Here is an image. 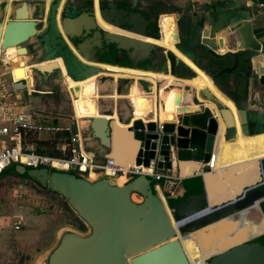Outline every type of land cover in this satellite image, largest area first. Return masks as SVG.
<instances>
[{
    "label": "water",
    "instance_id": "1",
    "mask_svg": "<svg viewBox=\"0 0 264 264\" xmlns=\"http://www.w3.org/2000/svg\"><path fill=\"white\" fill-rule=\"evenodd\" d=\"M226 2L217 5L211 1L186 12L180 19L177 13L169 11L147 18L137 12L116 10L112 3H108L106 11H99L98 15L104 24L116 29L122 26L119 30L142 37L153 35L158 17H170L174 49L209 77L212 85L234 108L240 134L250 137L256 129L264 130V0H252L251 6L243 3L237 7ZM259 4H262L261 12L257 11ZM59 5L60 0L49 2L44 21L45 7L41 4H35L33 11L28 13L24 0L0 1V52L4 55L6 48L14 47L23 55L29 52L32 62L59 59L64 75L74 82L96 73L79 59L100 63V57L94 54L101 43L106 48L111 46L108 51L113 55L125 52L127 63L137 71H168L166 54L159 68L136 69L137 63L149 62L151 52L159 47L120 35L114 38L107 31L100 35L85 13L65 16L62 5L56 18ZM16 9H22L24 13H18ZM39 19L44 27L36 33ZM222 44L227 50L219 53ZM169 70L172 74L193 76L173 54L169 56ZM103 79L112 81L111 77L103 75L97 79L96 85ZM127 81L132 82L126 78L116 79V83L123 85ZM141 81L146 80L138 78L136 85L139 92L145 94ZM17 85H20L19 89L26 88L23 80L12 86ZM69 90L73 97L77 87ZM189 93L184 91L182 98ZM116 95L113 100L109 97L115 106L123 94ZM123 100L127 102L132 117L130 99ZM104 101L98 98V115L83 118V125L78 126L75 122V128L80 133L82 145L83 142L88 146L95 145L103 156H108L110 120L105 117L113 113L98 109ZM191 103L199 107L185 108L181 101L180 108L171 120L161 123L160 129L155 122L142 123L141 120L128 125V132L138 143L134 166L148 169L149 162H152L151 169L155 172L169 171L175 162H208L219 141V121L223 125V142L229 143L237 138L233 116L219 99L209 97L208 103L214 109L202 105L196 94ZM115 114L117 116L116 109ZM79 146V142L73 144L75 152ZM259 166L262 177L259 185L245 189L239 198L213 209L208 208L202 177L194 186L184 182L182 195L175 199H169L166 192L173 190L177 180H155L151 174L144 173H131L119 188L114 187L115 179L105 176L90 179L44 166L12 164V173L5 177L22 178L58 197L85 228L83 234L73 230L60 232L41 257L42 264H189L177 237L179 231L185 230L183 236H187L225 218L233 221L236 216L240 221L243 214L250 211H256L264 220V158L260 159ZM133 196L139 200L133 201ZM205 264H264V232L209 256Z\"/></svg>",
    "mask_w": 264,
    "mask_h": 264
},
{
    "label": "bare ground",
    "instance_id": "2",
    "mask_svg": "<svg viewBox=\"0 0 264 264\" xmlns=\"http://www.w3.org/2000/svg\"><path fill=\"white\" fill-rule=\"evenodd\" d=\"M51 0H46L45 9L47 8L48 3ZM64 0H60V5L57 11L56 18L59 16L60 8ZM44 4V3H43ZM45 15V14H44ZM104 31L111 33L114 38L117 35L129 37L138 41L147 42L152 45H155L159 48H165V54L167 59V68L168 71L165 73L152 72L153 74H147L144 71H137L134 68H118L113 65L105 64H94L87 63L83 59H79L85 65L96 70V73L90 77H87L81 81H71L68 79L62 70L60 65V60H49L32 65L26 66L24 63H19V73H26L25 79L26 88L29 86L35 87V84L45 81V79L55 78L58 83H62L68 89L77 87L74 96L72 97L75 101V113L77 118V125H83L84 122L81 120L83 118L96 117L97 108L96 100L99 98L97 93V79L101 76L111 77V79L116 80L117 78H126L131 79L132 82L129 86L128 94L126 98L130 99L132 103V111L134 119H144V116L151 112L153 101L157 94L154 96L155 84L160 83L158 90L162 91L163 86L171 80H174L172 77H179L177 74H172L169 70V56L173 54L187 69L194 75L200 73V77L208 82V86H205L199 89L198 92L193 90L198 97L199 101H202L206 106H210L209 97H215L219 99L224 105L227 106L231 112L234 125L237 130V138L229 143H225L221 139V134L223 132V125L219 121V131H218V144L216 146V151L214 152V160L211 165L219 166L221 169L212 170L210 173H205L202 175L205 193L208 202V208L213 209L219 207L223 204L229 203L232 200L239 198L242 195V192L245 189L259 185L262 182V177L260 173L259 159L264 157V150L257 151V144L261 141L262 135L244 137L240 134L239 122L235 115L234 108L231 103L221 94L217 89L212 85L211 80L204 73L198 70L190 61L183 57L178 51L173 47L174 39H171L168 43L156 44L155 38L147 39L145 37L135 35L123 31L122 34H117L114 32L115 28L109 25L104 24L102 26ZM169 32L167 31L166 35ZM165 35V36H166ZM160 39V38H159ZM224 47V44L221 45V49ZM14 50V55L11 60L14 63L18 62V55H23V53L16 52L14 47H8L3 52ZM221 50H219V53ZM170 76L171 79L164 80L160 78L159 75ZM158 75V76H157ZM157 77V78H153ZM138 78L144 79L151 82L152 84V93L150 96L142 94L139 92L136 85V80ZM135 81V82H134ZM162 84V85H161ZM161 88L159 89V87ZM162 92L160 93V95ZM113 99L117 98L116 93H113L111 96ZM133 97L138 99L143 103V107L138 108L137 105L133 102ZM178 99L175 106L171 111L176 112L179 107ZM204 100V101H203ZM217 115V113L215 112ZM109 119L110 123V152L109 157L113 158H122L128 159L134 158L136 152V142L132 137L131 133L128 132V125L119 123L116 120L115 115L105 117ZM116 162V160H115ZM132 162H123L122 164L126 165L131 164ZM55 167L65 168L60 164H55ZM181 175L189 174L190 171L196 170L197 165L193 163H180ZM90 179L94 176L92 173L88 175ZM124 179L118 177L114 181V187L119 188ZM133 201L135 199L131 198ZM264 232V220L261 219L260 222H252L247 218L246 214H243L240 221L233 220L229 218L222 219L211 225L204 227V229L198 230L192 234H187V236H178V240L181 244L183 253L188 260L189 264H204L203 260L205 257L220 253L229 247L242 243L250 236H256ZM36 264H42L38 260Z\"/></svg>",
    "mask_w": 264,
    "mask_h": 264
},
{
    "label": "crops",
    "instance_id": "3",
    "mask_svg": "<svg viewBox=\"0 0 264 264\" xmlns=\"http://www.w3.org/2000/svg\"><path fill=\"white\" fill-rule=\"evenodd\" d=\"M0 1H2V0H0ZM29 1H31V4H29L27 2H25V3L27 6V12L31 13V11H33V6L35 4H37V2H39V0H29ZM137 1H140L139 3H142V2L144 3L145 1H148V0H137ZM153 1H159V0H153ZM163 1L165 3L166 7H169L171 10L175 9L178 11H184L186 9L192 11V9H194V8L196 9V8H198L204 4H207L211 1H214L217 5H219L221 1H227L230 6H236V7L241 6L243 3H245L246 5H250V6L252 5V3H251L252 0H163ZM16 10L18 13H24V10H22V9H16ZM171 10H169V11H171ZM177 12H175V13H177ZM36 22L37 23L40 22L42 24V21H36ZM41 24L39 25V28H37L36 33H39L40 31H42L44 24L43 25H41ZM26 50L28 51L29 48H26ZM226 50H227V46H224L221 49L220 53H223ZM10 54H12V56H10ZM13 57H15L14 50L7 51L6 53H4V55L2 52H0V68L2 69V72H0V75H2L1 80H3V82H4L3 88L1 90V94L3 95V100L6 102L17 105L18 111H21V112L30 111V112L34 113V120H45L47 123H51L52 125H57L60 127H68L70 130V134L64 132V133L56 134V135L39 134L37 137L33 136L32 139L34 142L33 146H34L35 151L37 149L39 150V141L47 142L48 144H50L52 146V148L54 150V146L59 145L62 137H67V136L75 137V138H77L78 142L81 145L79 147H81L80 149H81L82 153L85 154L86 157L89 158L93 162V160H94L93 154L88 152V151H85L83 149L82 140L80 141V133L78 134V132H76V128H75V122L76 121L74 120L76 117L75 108L71 104H68V102H70V99H71L70 90L66 86H64L62 83H58L55 78L54 79L53 78L52 79L51 78L45 79V81H43V82L38 81L35 84L34 89H33V86H29L27 88L21 89L23 91L13 90L12 85L14 82L26 80L25 76H21L19 73V67H18L19 63L22 62L26 66L37 63V62L31 61V59H30L31 57H30L29 52H27L24 56L20 55L18 57L17 63H14L13 60H11ZM94 64H98V63H94ZM144 72L147 74H153L152 72H148V71H144ZM9 75H10L11 80H9V83L7 84L5 77L9 76ZM178 75H179V77H172V78H174V80H171L168 83H166L163 86L162 91H158V87L154 88L155 89L154 90V96L156 94H157V96L155 97L154 101L152 102L153 106H152L151 112L147 113L144 116V119H134L133 116L129 117L127 119V121H125V122L121 119V116H120L121 108L124 107V105L126 107H128L127 102L123 99H125L126 95L128 94L130 84H127V85L119 84V83H116V80H113V79H111L112 81L110 82V84L112 87L110 88V91L108 93H100L99 92V85H100L101 81L98 82L97 93L99 95V98H101L102 100H105L104 103H102L103 101L101 102L102 105H99L98 109L105 112V113L108 111H111L113 113V115H115V116H116V114H115V109H116L117 110L116 119L120 120V122L125 124V125H129L134 120H142V121L147 122V123H150V122L163 123L166 120H164V119L160 120L159 119L160 113L163 111V109L171 111V109L173 108V106H175L178 99L180 100V97L182 98V94L184 91H189L190 93L188 96H186V98L181 99L182 104H183L182 106L185 108H189V107H193V106L199 107V106H196V104L192 105V103H191L193 98L195 97V92L193 90L198 92L199 89L209 85L208 82L201 80L202 78L200 77V73H197L194 75L192 74L193 75L192 77L189 76L188 74H185V73L184 74H178ZM159 76H160V78L163 79L162 84L164 83V80L171 79L170 76H164L161 74ZM153 78H157V77H153ZM144 82L149 84V90L148 91L143 90L142 87H141V89L143 90L145 95L150 96L152 93V84L149 81H144ZM159 84L160 83H158V86H159ZM124 87H125L126 91L121 92V90H123ZM160 88H161V86L159 87V89ZM161 92H162V94L160 95ZM113 93L123 94V96L120 97L121 98L120 102H118L116 104V106L114 105L115 103H112V101H111V100H113V98L111 97ZM109 97L112 99L109 100L110 99ZM188 97H189L190 101H188ZM24 98L29 99V101L32 103H35L37 108H35L33 110V108L28 107L27 104H24V101H23ZM133 99H134L133 100L134 104L137 105L138 108L143 107V103H141L140 100L135 99V97H133ZM69 105H70V109L72 107V109L74 110V114H72V110H70V112L67 113V116H65L64 113H61L62 109L64 106H69ZM202 105H205V104L202 103ZM262 134H264V130L261 128H258L254 131V134L252 136H257V135H262ZM81 139H82V137H81ZM93 146L96 148L95 145H93ZM137 149H138V143H137ZM137 149H136V152H137ZM263 150H264V135H262L261 141L258 142V144H257V151H263ZM215 151L216 150H213V152H215ZM109 152H110V150H109ZM136 152H135V154H136ZM108 156H109V153H108ZM103 157H104L103 154H101V159L100 160L98 159V162H95V163L103 162ZM134 158H135V155H134ZM134 158L132 159L133 160L132 163L126 165V167H132L134 165ZM262 158H264V157H261L260 159H262ZM260 159H259V161H260ZM115 160H116V162L121 163V164L123 162L130 161V160L125 159V158L123 159V157L119 158V159L115 158ZM180 163L196 164L197 169L190 171L189 174L181 175ZM117 165H120V164H117ZM121 166H124V165H121ZM199 167H200L199 163L195 162V161L173 163L171 165V169L169 170L168 173L170 174L172 179L177 180V184L174 186L173 190H168L166 192L167 197L169 199H175L176 197L182 195V193H183V190H182L183 187L182 186H183L184 182H186V183L189 182V184L192 186L199 184V177H202L203 174L208 173V172L200 173ZM211 168H212V170L221 169L218 165L217 166L211 165ZM155 172L160 173L161 171L156 170ZM122 178L125 180L127 177L125 176ZM202 181H203V179H202ZM39 190H41V189H39ZM250 212H255V214H257V216L260 217V215L256 211H250ZM69 213L70 214L66 213L64 215L66 217L70 218L71 219L70 221L67 218L64 223L56 224V222H55V226L52 227L53 232H52L51 245L54 244V242L57 239L58 234L62 231H65V230H73L76 232L80 231L78 228H76L74 226V223L72 224L73 220H75L77 222V224H80V222L75 218V216L70 211H69ZM22 219H18L20 222V226H21V223H25ZM261 219H262L261 217L258 218L259 221H261ZM252 220L253 219H251V221ZM49 229H51V228H49ZM49 229H47V232L49 231ZM4 235H6V234H4ZM3 237H5V236H3Z\"/></svg>",
    "mask_w": 264,
    "mask_h": 264
},
{
    "label": "rangeland",
    "instance_id": "4",
    "mask_svg": "<svg viewBox=\"0 0 264 264\" xmlns=\"http://www.w3.org/2000/svg\"><path fill=\"white\" fill-rule=\"evenodd\" d=\"M24 2L31 4V1L29 0H24ZM37 3L45 6L46 0H39ZM257 11L261 12L262 10L257 9ZM10 56H12V54H10ZM19 56L20 55L17 57ZM0 72H2L1 68ZM20 75L25 76L26 73L22 72ZM5 79L8 84L9 80H11L10 75L6 76ZM127 84H130L129 81H127L126 85ZM140 85L143 90H149L148 83L141 81ZM111 87L110 81L108 79H103L99 85V92L108 93ZM19 88H21L20 85L12 86V89L15 91H23ZM125 91L126 89L124 87L121 92ZM23 101L24 104H27L28 107L33 108V110L37 108L36 104L30 102L29 99L24 98ZM68 104H70V102H68ZM70 110H72V114H74V110L72 107L70 109V105L64 106L61 113H64V115L67 116V113L70 112ZM174 113V111L163 109L160 113L159 119L171 120ZM120 116L124 122L130 117L129 108L125 105L121 108ZM74 120L77 123L76 117ZM85 136V133L82 134L83 138ZM135 148L137 149V142ZM83 149L93 154V162H98V159H101L102 153H100L94 146H88L83 142ZM128 160L131 162L133 161L131 158H128ZM115 163L123 165L118 162ZM70 171L77 174L73 170ZM133 198L139 200L136 196H133ZM66 213L70 214L66 205L58 197L39 190V188L22 178H7L5 176H0V264H36L38 260L40 261L41 257L52 246V227L55 226V222L56 224L64 223L68 218L64 215ZM246 215L248 219H253L252 221L254 223L260 222L258 218L261 216H257L255 212H248ZM18 219H22L25 223H21V226L19 225L18 231H13L10 226ZM68 219L69 221L71 220L70 218ZM233 220H237V217L234 216ZM73 223L74 226L80 230V234L85 232V228L80 224H77L75 220H73L72 224ZM47 229H49L48 232ZM201 229H204V227ZM179 233V236H183L186 232L185 230H181ZM208 258L209 256L204 258V264L207 262Z\"/></svg>",
    "mask_w": 264,
    "mask_h": 264
},
{
    "label": "built area",
    "instance_id": "5",
    "mask_svg": "<svg viewBox=\"0 0 264 264\" xmlns=\"http://www.w3.org/2000/svg\"><path fill=\"white\" fill-rule=\"evenodd\" d=\"M258 8L261 9L262 4H259ZM1 78L2 75H0V173L12 164H20L26 167L44 166L48 169L73 170L84 177H88L92 173L94 177L100 175L117 179L118 177H127L131 173H144L151 174L155 180L172 179L167 170L160 173L152 172V162H149L148 169L134 165L132 167L117 165L109 156H104L101 163L92 162L82 153L80 147L78 152L74 151L73 144L78 142L75 137H62L59 145L54 146V150L59 155L57 158L37 154L33 146V136L56 135L64 132L70 134V130L68 127L52 125L45 120H34V113L18 111L17 105L4 101L1 94L4 82ZM142 123L147 122L142 121ZM156 125L160 129L161 123H156ZM213 158L214 152L210 154L208 162H198L200 173L211 172ZM55 164H60L65 168L55 167ZM155 189L159 193V197L162 198L157 186ZM19 225L20 222L17 220L10 227L13 231H18Z\"/></svg>",
    "mask_w": 264,
    "mask_h": 264
},
{
    "label": "flooded vegetation",
    "instance_id": "6",
    "mask_svg": "<svg viewBox=\"0 0 264 264\" xmlns=\"http://www.w3.org/2000/svg\"><path fill=\"white\" fill-rule=\"evenodd\" d=\"M148 1H145L144 3L143 2L139 3L140 1H137V0H64L62 4V13H64L65 16H74L81 12L85 13L89 18H91V22L96 27L95 29L98 28L97 29L98 33L102 35V33L104 32L102 28L104 23L100 20L98 12L103 11V10L106 11L107 9L106 6L108 3H112L115 6L116 10L125 11V12H137L138 14L145 16L147 18L156 17L157 15L161 13H166L167 11L171 10L169 7L165 6V3L163 0H159V1L148 0ZM46 9H44V12H43L44 21L46 18ZM177 11L178 10L172 9L169 12L175 13ZM188 11L190 10L186 9L184 11H178L177 14L179 16V19L184 18L186 12ZM169 18L170 17H168L167 15H162L158 17L157 30L153 32L152 36L145 37V38L147 39L155 38L154 40L152 39V41H155L156 44H159V42L168 43L171 39H174V36L171 33L170 27H169L170 26ZM39 21H42V19H39ZM120 29H122V26L120 27ZM167 31L169 32L168 35H166ZM114 32L117 34L119 33L122 34L123 31L115 28ZM91 33L87 36H90ZM70 42L76 43V41H70ZM107 47L108 48L103 46V43H101L99 45V49L95 50L94 55L95 56L98 55L102 62L106 61L103 63L100 62L98 64H106V65H113V66L116 65L118 68H127V69L131 68V66L126 61V59L128 58V55L125 52L119 51L118 53L116 52V54L113 55L111 52L108 51V49L111 48V46L108 45ZM164 55H165V48H163V50L160 48L159 49L157 48L155 51L151 52L149 62L145 60L142 63H137L136 69L144 70L148 68V66H151L153 68H159L161 61L164 58ZM114 57H115V61H113ZM70 104L75 108V101L72 97L70 99Z\"/></svg>",
    "mask_w": 264,
    "mask_h": 264
},
{
    "label": "trees",
    "instance_id": "7",
    "mask_svg": "<svg viewBox=\"0 0 264 264\" xmlns=\"http://www.w3.org/2000/svg\"><path fill=\"white\" fill-rule=\"evenodd\" d=\"M100 62H102V61H100ZM103 62H106V61H103ZM36 153L40 154V155H46V156H49V157H53V158H57L58 157V153H56L53 150L52 146L50 144H48L47 142H45V141H43V142L39 141V150L37 149ZM11 166L12 165L8 166L4 171H2L0 173V176H5L6 174H11L12 173ZM42 191H45V190H42Z\"/></svg>",
    "mask_w": 264,
    "mask_h": 264
}]
</instances>
